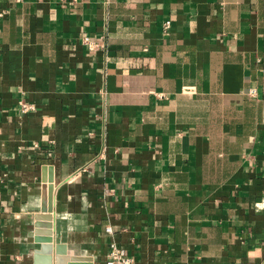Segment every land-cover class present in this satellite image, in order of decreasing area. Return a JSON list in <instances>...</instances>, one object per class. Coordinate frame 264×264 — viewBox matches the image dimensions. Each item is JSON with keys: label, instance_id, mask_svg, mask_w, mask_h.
I'll list each match as a JSON object with an SVG mask.
<instances>
[{"label": "crops", "instance_id": "crops-1", "mask_svg": "<svg viewBox=\"0 0 264 264\" xmlns=\"http://www.w3.org/2000/svg\"><path fill=\"white\" fill-rule=\"evenodd\" d=\"M48 167L62 264H264V0H0V264Z\"/></svg>", "mask_w": 264, "mask_h": 264}, {"label": "water", "instance_id": "water-1", "mask_svg": "<svg viewBox=\"0 0 264 264\" xmlns=\"http://www.w3.org/2000/svg\"><path fill=\"white\" fill-rule=\"evenodd\" d=\"M48 175L47 177H42L44 185L42 186V198H41V206L40 211L36 213L35 215V241L40 244L38 251L36 253H49L52 252V249L54 248L56 252V259L54 263L52 262V257L46 258V261H41L39 264H62L63 258L58 256V253H62L64 251V246L62 244L56 243L53 244V239L51 235V229H50V215L49 212L51 211V180H52V174H51V167H48ZM46 220V221H42ZM44 228V229H42ZM38 264V263H37Z\"/></svg>", "mask_w": 264, "mask_h": 264}, {"label": "built area", "instance_id": "built-area-1", "mask_svg": "<svg viewBox=\"0 0 264 264\" xmlns=\"http://www.w3.org/2000/svg\"><path fill=\"white\" fill-rule=\"evenodd\" d=\"M170 24L169 20H166L164 22V27L168 28ZM83 42L88 45L89 47L93 46V42L90 40L89 37H84ZM247 95L250 97L256 96V89L254 87H250L247 89ZM21 110L23 112L30 110L32 107L24 102L20 103ZM105 230L109 233L112 232V228L110 226H106ZM134 259L132 255H130L125 248L118 245L116 241H110L108 244V249L105 256V262L104 264H133Z\"/></svg>", "mask_w": 264, "mask_h": 264}]
</instances>
